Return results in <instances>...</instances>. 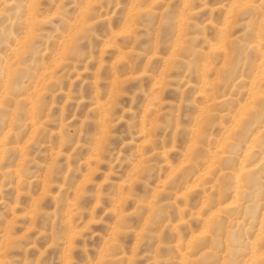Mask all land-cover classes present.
<instances>
[{"label": "rangeland", "instance_id": "374dc122", "mask_svg": "<svg viewBox=\"0 0 264 264\" xmlns=\"http://www.w3.org/2000/svg\"><path fill=\"white\" fill-rule=\"evenodd\" d=\"M30 1L0 0V264H264V0Z\"/></svg>", "mask_w": 264, "mask_h": 264}, {"label": "bare ground", "instance_id": "6f19581e", "mask_svg": "<svg viewBox=\"0 0 264 264\" xmlns=\"http://www.w3.org/2000/svg\"><path fill=\"white\" fill-rule=\"evenodd\" d=\"M28 1H29V4H30V2H32V1H30V0H28ZM1 2H3V1H1ZM25 3H27V2H25ZM32 3H34V2H32ZM3 4H4V3H3ZM27 4H28V3H27ZM4 5H5V4H4ZM0 6H1V5H0ZM28 6H29V5H28ZM30 6H31L30 8L33 7V5H30ZM2 7H3V5H2ZM3 8H4V7H3ZM3 8H2V10H4ZM26 8H28L27 5H26ZM26 8L24 7V9H26ZM30 8H28V10H29ZM18 9H19V8H18ZM15 10H17V9H15ZM31 10H32V9H31ZM33 10H34V8H33ZM0 11H1V10H0ZM23 11H24V10H23ZM1 12H2V11H1ZM24 12H25V11H24ZM27 12H29V11H27ZM16 13H17V12H16ZM30 13H31V11H30ZM33 13H34V16H33L32 14H31V16H33V17H38V15H36L37 13H36L35 10H34ZM35 13H36V14H35ZM3 14H4V13H3ZM22 14H23V13H22ZM23 15H24V14H23ZM27 15H28V14H27ZM4 16H7V15L4 14ZM4 16H3V17H4ZM25 16H26V14H25L24 16H22V17H23V18H26L27 16H26V17H25ZM7 17H8V16H7ZM22 17H21V18H18V19H22ZM33 17H31V18H33ZM28 18H30V17L28 16ZM28 18H27L26 23L28 22V20H30V19H28ZM37 19H38V18H37ZM42 19H43V18H42ZM10 20H11V19H10ZM12 20H13V19H12ZM16 20H17V19H16ZM22 20L24 21V19H22ZM32 20H33V19H32ZM38 20H39V19H38ZM40 20H41V19H40ZM35 21H37L36 18H35ZM35 21L33 20L32 22L34 23ZM24 23H25V22H24ZM30 23H31V22H30ZM37 23H38V22H37ZM35 24H36V23H35ZM35 24H33V25H35ZM27 25L30 26V27H32L31 24H27ZM37 27H39V26H37ZM33 29L36 30L37 28H35V26H34ZM1 31H2V30H1ZM25 31H27V30L24 29V32H25ZM28 31H29V30H28ZM2 32H3V31H2ZM0 33H1V32H0ZM25 33H26V32H25ZM27 33H28V32H27ZM34 33H36V31L33 30V35H34ZM28 35H29V34H28ZM28 35H27V36H28ZM33 35H31V36H33ZM23 38H24V37H23ZM31 38H32V37H31ZM35 38H36V37H35ZM25 39H26V38H25ZM25 39H24V40H25ZM36 39H37V38H36ZM36 39H35V40H36ZM28 40H29V39H28ZM14 41H15V40H14ZM21 41H22V40H21ZM11 42H12V40H11ZM18 42H19V41H18ZM26 42H27V41H26ZM12 43H13V42H12ZM12 43H10V44L12 45ZM14 43H15V42H14ZM20 43H21V42H20ZM20 43H19V44H20ZM27 43H28V42H27ZM16 44H17V43H16ZM19 44H17V45L19 46ZM25 44H26V43H25ZM15 46H16V45H15ZM12 47H13V45H12ZM25 47H26V46H25ZM15 48H16V47H15ZM13 49H14V48H13ZM20 49H21V47H20ZM15 50H16V51H15ZM15 50H13V51L17 52V49H15ZM19 51H20V50H19ZM9 52L11 53V51H9ZM20 53H21V52H20ZM9 55H10V57H13V56H11V54H9ZM18 57H19V55H18ZM11 59H14V57L11 58ZM18 59H19V58H18ZM18 59H17V60H18ZM10 61H11V60H10ZM14 62H15V60H14ZM5 63H6V62H5ZM17 63H18V61H17L14 65H12V66H13V67L16 66ZM9 64H10V63H9ZM0 66H1V65H0ZM12 66H11V68H13ZM9 69H10V68H9ZM9 69H8V70H9ZM262 69H264V68H262ZM258 73H259V72H258ZM262 74H263V73H262ZM3 78H4V77H3ZM4 79H5V78H4ZM6 81H7V80H6ZM259 81H260V79H259ZM8 84H9V83H8ZM255 87H256V86H255ZM260 91H261V90H260ZM253 92H254V91H253ZM255 94H256V93H254V95H255ZM257 94H258V93H257ZM257 94H256V95H257ZM3 95H4V94H3ZM256 95H255V96H256ZM0 96H1V94H0ZM249 96H250V95H249ZM252 96H253V94H252ZM252 96H251V98H252ZM257 96H258V95H257ZM1 97H2V96H1ZM4 98H5V97H4ZM249 98H250V97H249ZM251 98H250V99H251ZM7 99H8V97H7ZM252 99H253V98H252ZM256 99H258V98H256ZM1 100H2V98H1ZM3 101H5V100H2V102H3ZM0 105H1V104H0ZM1 106H2V105H1ZM1 106H0V108H1ZM27 125H28V124H27ZM32 125H33V124H32ZM32 125H31V123H30V128L32 127ZM35 128H36V127H35ZM35 128H33V129H35ZM37 130H38V129H37ZM35 131H36V130H35ZM9 135H10V134H9ZM15 150H16V149H15ZM242 169H244L243 172H242V173H244L245 168H242ZM240 172H241V169H240ZM245 173H246V172H245ZM239 174H240V173H239ZM207 175H208V174H207ZM238 176H239V175H238ZM238 176H237V177H238ZM237 177H236V178H237ZM235 186H237V184H235ZM237 194H238V193H237ZM254 257H255V256H254Z\"/></svg>", "mask_w": 264, "mask_h": 264}]
</instances>
